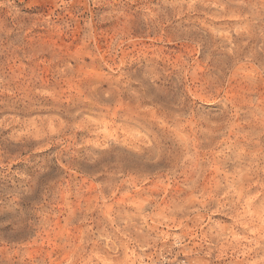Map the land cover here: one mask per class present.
Listing matches in <instances>:
<instances>
[{
	"label": "rangeland",
	"instance_id": "rangeland-1",
	"mask_svg": "<svg viewBox=\"0 0 264 264\" xmlns=\"http://www.w3.org/2000/svg\"><path fill=\"white\" fill-rule=\"evenodd\" d=\"M0 264H264V0H0Z\"/></svg>",
	"mask_w": 264,
	"mask_h": 264
}]
</instances>
